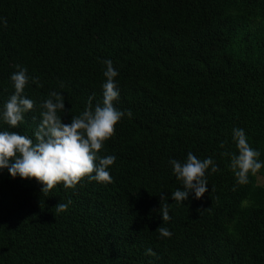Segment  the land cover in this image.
<instances>
[{"label":"trees","instance_id":"1","mask_svg":"<svg viewBox=\"0 0 264 264\" xmlns=\"http://www.w3.org/2000/svg\"><path fill=\"white\" fill-rule=\"evenodd\" d=\"M0 18V132L35 142L52 91L71 123L90 96L102 101L109 59L125 112L99 153L116 157L112 183L85 178L44 195L0 169V264H264V167L238 185L223 155L238 154L241 128L264 163V0H0ZM18 65L40 84L26 85L34 109L12 128L2 111ZM189 152L219 170L206 171L202 198L176 203L183 186L169 161Z\"/></svg>","mask_w":264,"mask_h":264},{"label":"clouds","instance_id":"2","mask_svg":"<svg viewBox=\"0 0 264 264\" xmlns=\"http://www.w3.org/2000/svg\"><path fill=\"white\" fill-rule=\"evenodd\" d=\"M0 19L7 27V20ZM103 63L106 65L103 73L106 81L102 85V101L93 107L94 96H90L87 107L78 116H72L71 123H64L59 114H66L68 111L65 108V97L62 93L52 91L49 98L39 105L41 118L34 132L35 142L17 132H0V169L7 168L13 178L18 175L26 180L35 179L43 185L44 195L59 184L68 189H75L85 178L103 184L113 182L108 168L114 164L116 157L113 155L102 157L99 153L105 142L115 135V127L125 112L114 106L120 95L115 82L118 72L110 59ZM17 68L18 71L10 77L15 89L14 94L4 104L2 111L3 121L12 128L18 127L23 122L25 114L34 109V101L24 95L26 85L30 80L40 84L38 77L27 75L26 68L19 65ZM127 116H132L131 111L127 112ZM232 138L238 154L225 152L223 155L231 157L230 167L237 184L245 185L249 182V173L255 175L264 167V163L258 160L260 152L250 147L243 129L234 128ZM224 146L222 142L220 147ZM169 163L183 186V190L177 189L172 193L171 199L176 203H184L191 193L195 194L196 199L202 198L208 192L206 171L209 168L212 173L219 170L211 157L201 160L192 152L187 154V159L183 163L176 159H171ZM235 190L234 186L233 191ZM160 196L159 212L163 221L168 222L169 204L163 203L168 197L164 194ZM67 208L68 204L61 202L55 207L57 213H62ZM157 231L162 238L172 236L166 227L161 226ZM146 255L154 256L155 253L149 248Z\"/></svg>","mask_w":264,"mask_h":264},{"label":"rangeland","instance_id":"3","mask_svg":"<svg viewBox=\"0 0 264 264\" xmlns=\"http://www.w3.org/2000/svg\"><path fill=\"white\" fill-rule=\"evenodd\" d=\"M257 183L264 186L263 179L261 177H258Z\"/></svg>","mask_w":264,"mask_h":264}]
</instances>
